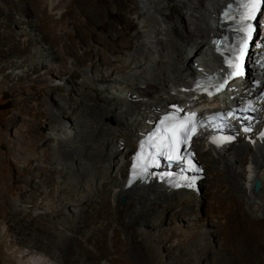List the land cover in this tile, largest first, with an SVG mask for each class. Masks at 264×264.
<instances>
[{"label": "bare ground", "instance_id": "bare-ground-1", "mask_svg": "<svg viewBox=\"0 0 264 264\" xmlns=\"http://www.w3.org/2000/svg\"><path fill=\"white\" fill-rule=\"evenodd\" d=\"M45 1L50 12L57 10L58 0ZM230 1L106 0L107 7L118 2L125 9L133 5L128 15L137 21L129 20L135 45L132 48L130 40L125 41L124 54L117 57L115 48L108 47L109 60L94 49L90 64L76 52L66 61L39 32V12L34 14L25 2L17 1L21 24L17 34L36 49L25 63L16 62L21 70L13 73L14 80L46 70L45 75L53 82L60 80L72 93L57 88L49 96L54 100L52 134L44 135L46 126L39 122H34L33 131L27 129L28 140L22 138V129L15 130L18 153L29 162L38 161L36 154H28L34 150L50 167L38 168L41 173L31 185L35 191L29 190L20 200L34 213L25 220L14 217L18 249L6 253L0 247V264H131L116 248L120 228L129 240L136 235L145 242L153 264H208L194 255L218 254L212 243L216 197L243 204L253 218L252 226L264 218V141L257 133L252 142L242 135L221 149L200 138L195 146L205 173L198 191L167 186L160 175L147 184L126 187L141 134L151 129L168 105L195 103L177 89L215 61L210 41L218 37L217 16ZM9 3L1 0L0 15ZM118 4L114 10L120 11ZM8 16H14L12 10ZM25 43L19 47L22 52L29 49ZM67 124L71 131L63 130ZM110 226H115V249L102 251ZM136 227L137 231H129ZM174 248L181 252L186 248L189 260L165 263Z\"/></svg>", "mask_w": 264, "mask_h": 264}, {"label": "rangeland", "instance_id": "rangeland-1", "mask_svg": "<svg viewBox=\"0 0 264 264\" xmlns=\"http://www.w3.org/2000/svg\"><path fill=\"white\" fill-rule=\"evenodd\" d=\"M9 1V9L3 8L4 15H0V194L2 195L0 198V247L3 246L6 253L9 249H18L17 241L20 238L15 235L18 225L14 217L19 216L18 218L25 220L34 213V209L20 200L28 196L29 190L35 191L31 185L35 184L32 180L37 182L36 175L41 173L38 168L50 167V164L45 161L46 158L34 150L28 154H36L38 161L29 162L25 154L18 153L15 130L22 129L24 132L22 138L28 140L27 129L33 131L34 128L31 127L39 122L46 126L44 135L52 134L54 122L50 111L54 100L49 96L55 93L57 88H60L64 94L72 93V90L65 88L60 80L53 82V77L45 75L46 70L35 73L29 79L19 80L17 77L14 80L13 73L21 70L15 66L16 62L25 63V60L34 57L33 50L36 47L30 45V42L25 43L24 36H18L17 33L21 30L19 29L21 24L18 0ZM22 1L34 14L39 12L42 16L39 32L48 36L56 49L64 54L66 61L73 52H76L90 64L88 60L95 56L94 49L109 60L111 53L107 51L108 47L115 48L114 55L117 57L124 54L122 48L125 41L130 40L132 48L135 45L129 20L137 21L135 16L128 15L133 5L129 4V7L125 9L122 2H118L121 6L118 3H112L110 7H107L106 0H58L57 10L50 12L48 2L45 0ZM117 4L120 11L114 10ZM10 10L14 13L12 17L8 16ZM47 22V27L42 25ZM24 43L27 46L29 44L26 52L19 49L24 46ZM71 62L73 63V59ZM189 79L187 81H190ZM14 118L17 122L15 124L12 123ZM70 126L65 125L63 130L71 131ZM39 145L42 146V143ZM216 199L217 202L214 199L213 204V213L217 220L214 227L216 236L212 243L218 254L197 252L194 257L203 258L208 264H264V218H259L260 222L252 226L249 221L253 218H249L250 215L245 212L244 205L238 200L225 198L221 200L217 197ZM122 203L124 205L126 199H123ZM208 205L206 200V209ZM137 230V227L129 229L130 232ZM114 231L115 226H110L107 230L104 244L101 246L102 251L108 249L114 251L112 240ZM124 231L126 232L125 229L120 228V241L116 244L122 257L127 258L126 260L131 264H153L145 242L136 235L129 240ZM185 249L183 248L182 252L177 248L172 249L170 254L167 253L169 259L166 258L165 263H175L179 259H181L180 262L182 259L189 260L190 253ZM190 264L193 262L190 261Z\"/></svg>", "mask_w": 264, "mask_h": 264}, {"label": "snow or ice", "instance_id": "snow-or-ice-1", "mask_svg": "<svg viewBox=\"0 0 264 264\" xmlns=\"http://www.w3.org/2000/svg\"><path fill=\"white\" fill-rule=\"evenodd\" d=\"M261 3V0H249V2H245L243 4V7L245 9V12L242 14L241 19L243 20H249L254 18V14L259 7ZM241 31H247L248 37H251V31H252V25L251 24H243ZM246 40L244 41V47H246ZM243 56V48H241V58ZM229 65L234 68V72L230 73V75H239L240 70H239V65H233L232 61H229ZM172 117H167L165 121L161 122L162 125V130H158L157 133H154L152 137L149 138V140H153L156 138H159V143L157 144H152L151 146L156 149L157 153L160 155L166 156L167 159L169 160H175V159H181V157H178L173 154V146L175 144L185 142V140H180L181 135H187V127L184 123H181L180 125H171V126H166L168 120H172ZM192 119V118H190ZM245 131H249L248 128H245ZM192 132L194 134L195 128H192ZM144 148V145H141V149ZM167 149V151H161V149ZM195 170V169H193ZM190 187L192 186L191 184L189 185Z\"/></svg>", "mask_w": 264, "mask_h": 264}, {"label": "water", "instance_id": "water-1", "mask_svg": "<svg viewBox=\"0 0 264 264\" xmlns=\"http://www.w3.org/2000/svg\"><path fill=\"white\" fill-rule=\"evenodd\" d=\"M261 187V184L259 182L255 183L254 188L256 191H258Z\"/></svg>", "mask_w": 264, "mask_h": 264}]
</instances>
